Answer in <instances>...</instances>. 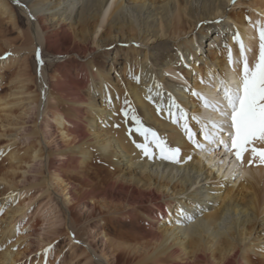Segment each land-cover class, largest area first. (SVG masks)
<instances>
[{
    "label": "bare ground",
    "instance_id": "1",
    "mask_svg": "<svg viewBox=\"0 0 264 264\" xmlns=\"http://www.w3.org/2000/svg\"><path fill=\"white\" fill-rule=\"evenodd\" d=\"M247 2L0 0V55L11 53L0 59V69L15 66L9 89L0 96V139L8 138L4 147L14 145L12 137L18 138L25 121L31 130L25 132L24 150H10L7 166L0 168L9 205L0 219V264H27L22 259L27 254L17 247L31 237L21 233L33 231V222L21 223L32 211L36 190L45 200L38 213L43 210L42 220L66 238L71 261L111 264L105 251L111 249L131 264H264V163L250 152L238 162L234 151L226 153L223 146L211 154L195 149L184 122L173 123L169 115L170 107L176 112L174 100L194 131L220 120L185 89L216 104L222 103V90L216 94L221 80L235 87L241 68L235 47L242 42L250 62L258 54V33L233 9L264 14L262 2ZM224 46L231 49V67ZM37 49L40 57L67 59L50 75L48 60L38 64ZM12 108L22 110L14 116ZM122 109L129 113L127 120ZM133 113L168 147L180 149V163L159 158L154 145L151 159L135 147L144 140L131 123ZM96 163L103 171L101 181L88 173ZM28 180L31 191L24 185ZM80 208L90 212L80 216L82 223L75 216ZM177 208L191 220L178 218ZM97 237L104 247L99 255ZM123 238L141 242L114 244ZM45 242L39 241L37 264H48L54 255L53 244Z\"/></svg>",
    "mask_w": 264,
    "mask_h": 264
},
{
    "label": "snow or ice",
    "instance_id": "2",
    "mask_svg": "<svg viewBox=\"0 0 264 264\" xmlns=\"http://www.w3.org/2000/svg\"><path fill=\"white\" fill-rule=\"evenodd\" d=\"M13 2L19 4L20 0H13ZM234 2L235 0H233ZM215 23H221V21L217 20ZM256 30L258 33V56L254 63L250 65L245 56L244 45L242 42L239 43L240 74L235 87L227 86L223 80L220 81L221 89H217L216 94L219 96L222 90V103L210 104L191 88L185 89L198 103L203 104L205 108H210L218 114L220 117L219 121L205 123L198 131H194L188 123L190 118L187 112L177 105L174 100L172 104L176 112L173 113L171 107L169 109V115L174 117L173 123L180 124L184 122V133L195 149L211 154V152L223 146L226 153L234 151L235 159L241 163L243 162V154L245 152H250L253 158L258 156L260 162L264 163V149H258L255 146L257 142L264 143V26L256 25ZM233 39L239 41L238 34H234ZM8 55H11V53L0 56V59H5ZM36 60L38 64L42 63L39 49L36 51ZM228 64L230 67L233 65L231 50H228ZM209 76H212L211 72H209ZM132 78L139 83V77ZM200 83H204L203 77H201ZM125 104H128L127 100H125ZM121 111L127 120L129 118L128 111L124 109ZM191 119L195 120V117H191ZM130 120L132 124L136 125V134L144 140V143L135 144V147L140 149L144 156L149 159L152 158L150 148L154 145L160 153L159 158L173 163L181 162L179 160V148L168 147L164 141L157 137L154 131L145 127L134 113L131 115ZM196 123L200 124V121H196ZM116 127H119V125H116ZM225 129H227V136L231 142L230 146L223 139ZM149 134H151L153 139H149ZM201 140L208 145H216V148L206 147L205 143L200 142ZM186 159L191 160L192 157L188 156ZM247 163L251 165L253 159H248ZM176 215L180 219L191 220V216L183 208H177ZM47 251L48 249H45V253Z\"/></svg>",
    "mask_w": 264,
    "mask_h": 264
},
{
    "label": "rangeland",
    "instance_id": "3",
    "mask_svg": "<svg viewBox=\"0 0 264 264\" xmlns=\"http://www.w3.org/2000/svg\"><path fill=\"white\" fill-rule=\"evenodd\" d=\"M247 1H250V0H246V1L240 0V2H242V3L246 2V4H248ZM259 1L262 2L263 6H264V0H259ZM233 10L235 11V13L236 12H240L242 14L241 18H242L243 23L248 25V26H250V28H252L253 30L257 31L256 30V25H257L258 22H262L263 25H260V26H264V14H262V15L260 14L262 16L261 17V16H259V13L251 11L248 7L239 8L238 10L234 8ZM259 17H261L262 20H260ZM23 28H25V27H23ZM213 32H214V28H211L209 30V32L207 33L208 35H205V40L202 42V45H204V47H205V45H207L206 43L209 40V37L211 36V34ZM14 37H16V35L10 36L8 38L13 39ZM203 39H204V37H203ZM17 43H19V42H17ZM222 48L224 49V52L222 53L223 56L224 57H226V56L228 57V50H231L230 47L229 46L228 47L224 46ZM235 48L240 50L238 43H237ZM257 51H258V46H257ZM23 56L21 57V60L23 59ZM257 56H258V54L252 56L251 61H250L251 63L249 62L250 65L252 63H254V61L257 58ZM41 58L45 59V60H48V62L50 61V63L46 62V66L48 67V73L50 75L54 73V70L56 69V66L58 65V63H61L65 59H67L66 57H64L62 59H54L51 55L46 54V53H42ZM238 60L240 61V54H239V59ZM30 62H32L33 66H35L37 64L36 60L34 58H32V61H30ZM0 71L4 74V82H3V84H0V96L4 97L6 95L8 89H9V86H10L9 78H12L14 76L15 66L13 68H11V69L8 68V67H4V68L0 69ZM120 72H122L121 69H120ZM125 72H126L124 74L125 79L127 77L129 78V76H128L129 72L128 71H125ZM112 76L114 77L115 75H112ZM197 93L200 96L203 95V94H201V92H197ZM21 110L22 109H19V108H12L11 109V114H13L14 116H18ZM27 119L28 118H26L25 120H27ZM8 121H11V120H8ZM47 123H49V122L45 121L43 123V126H45L46 129L50 128L49 126H47ZM206 123H208V121ZM12 124H14L13 121L11 122V125ZM29 125H30L29 122L26 123V121H25V124L23 126L24 130L21 129L22 132H19V134L17 135L18 138H16V136L12 137V138H14L13 140L16 141L14 145H10L8 147H4L5 144L7 143L8 138L4 137V138L0 139V168L3 169V168H5L7 166L6 165V160L7 159L6 158H8V157H6V153H9L10 150H12V149L16 150V149L22 148V150H24L25 134H26L25 132L31 131ZM199 128H200V126H199ZM226 132H227V130H226ZM53 137L56 140L57 137H55V136H53ZM17 140L19 141L18 143H17ZM224 140L227 141V143L230 146V140L228 138H226ZM261 144H262V146L264 145V143H261ZM255 146L257 147V144H255ZM261 149H264V146ZM4 151H5V153H3ZM92 168H94V169H90L88 171L89 175L91 177L97 176L94 179L98 178L101 181L102 180V176H103V171L101 170V167L99 166V163L94 164V166ZM24 185L26 187H28L29 190L31 191L32 183H30V180H28V182L25 183ZM4 189H5V185H2V186L0 185V219L1 220H3L6 217V215H4V214H6V210L9 208V205L6 204V200H4V195H5V190ZM32 193L36 194V198L34 199V203H33L34 205H33L31 213H29L27 215V218L25 219L26 220L25 223H21V226H23V224L25 226V224H27V222L32 221L33 225H31V226H33V231H31V229H24V231L21 233V235L24 236L25 234H31V237L27 238L24 241V243H23L24 245L23 246H18L17 247V251L25 252V254H27L22 259L25 260V263H27V264H37V262L39 260V256L42 255V254L38 255V253L40 252V249L42 247V246H40L39 241H46L45 243L53 244V254H54L53 256H50V258L48 260V264H53L54 261L56 262L55 264H57L58 261L55 258L56 255L61 257L60 261H62L64 264H82V260L71 261L74 257H71V250L68 249L66 238L63 235H61V234L55 235L54 234V230H53L54 227L48 226V224H46L42 220V216H43L42 212H43V210L40 211V213H38L39 210H40L39 208L43 207L44 204H45V200L41 201L42 199H40L41 192L36 190V191H32ZM88 214H90V212H88L86 209H82V208L77 209L76 212H75V216H76L77 220L80 221V223L85 222V221L82 220V217H80V216L81 215L82 216H87ZM90 222H92V224L95 225V226H99L98 220H95V219L93 220V218H90ZM105 226H108L107 223H104V227ZM57 229L59 231V227H57ZM51 232L53 234H49ZM128 236H131V235H128ZM94 240H95V242L97 244V248L95 247L96 254H97V253H100L102 248H104L103 245H102L103 242H101L98 237L96 239H94ZM137 240L138 239H134V238H132L130 240L123 238L121 240H116L114 244H123V245L139 244L141 241L135 242ZM6 242H8V241H6ZM12 242H14V240H12ZM105 251H106V254L108 256L109 262L111 264H131V262H132V261L126 259V258H123V259L119 258L120 256L116 255V253L114 251H111V249H106ZM97 255H99V254H97Z\"/></svg>",
    "mask_w": 264,
    "mask_h": 264
}]
</instances>
